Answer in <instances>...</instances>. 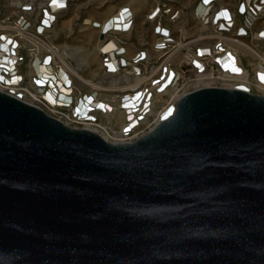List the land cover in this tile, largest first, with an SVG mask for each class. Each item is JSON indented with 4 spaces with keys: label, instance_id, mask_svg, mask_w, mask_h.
Here are the masks:
<instances>
[{
    "label": "water",
    "instance_id": "water-1",
    "mask_svg": "<svg viewBox=\"0 0 264 264\" xmlns=\"http://www.w3.org/2000/svg\"><path fill=\"white\" fill-rule=\"evenodd\" d=\"M0 264H264V96L200 88L111 143L0 92Z\"/></svg>",
    "mask_w": 264,
    "mask_h": 264
},
{
    "label": "built area",
    "instance_id": "built-area-1",
    "mask_svg": "<svg viewBox=\"0 0 264 264\" xmlns=\"http://www.w3.org/2000/svg\"><path fill=\"white\" fill-rule=\"evenodd\" d=\"M133 1L125 0L97 26L100 73L109 80L85 90L54 48L42 50L55 46L49 33L68 0L24 1L2 14L0 92L71 128H95L107 141L126 143L171 117L180 98L197 89L262 95L255 83L264 84V74L251 64L257 59L233 47L239 41L264 55V46L253 43L255 35L264 40V0H146L138 23ZM242 73L248 84L228 80ZM201 76L208 85L199 84Z\"/></svg>",
    "mask_w": 264,
    "mask_h": 264
},
{
    "label": "rangeland",
    "instance_id": "rangeland-1",
    "mask_svg": "<svg viewBox=\"0 0 264 264\" xmlns=\"http://www.w3.org/2000/svg\"><path fill=\"white\" fill-rule=\"evenodd\" d=\"M24 1L29 0H0V16L4 13L11 14L19 3ZM30 1L41 2L43 0ZM124 2L125 0H68L66 10L58 14L55 27L49 33V38L58 48L78 51L75 58H72L71 55L66 57L68 68L75 70L85 80L92 81V84H103L109 80L100 73V56L96 53L99 34L98 28L93 24L101 23ZM223 2L234 4L235 0H223ZM142 8L138 9L134 6L137 11V23L142 18V12H140ZM78 64L83 65L79 68ZM79 79V77L76 79L77 86L81 90H85L86 86Z\"/></svg>",
    "mask_w": 264,
    "mask_h": 264
},
{
    "label": "bare ground",
    "instance_id": "bare-ground-1",
    "mask_svg": "<svg viewBox=\"0 0 264 264\" xmlns=\"http://www.w3.org/2000/svg\"><path fill=\"white\" fill-rule=\"evenodd\" d=\"M112 15V14H111ZM115 16V15H114ZM117 17V15H116ZM104 21V20H103ZM94 27H97L99 24H93ZM116 29L120 28L119 25H115ZM255 38L254 39V45L257 46L255 48L259 49L260 47L264 46V40L262 41L261 38H259V36L255 35ZM260 41V42H259ZM55 46H42V50H48L50 51L52 48H54L56 51H55V54L57 55L58 59L60 60V62L62 63V65L67 68V70L69 69L68 68V64L66 63V57L68 55H71L72 58H75L76 57V54L78 51L76 50H72V49H69V48H58V46L56 44H54ZM234 49L233 50H239L241 51L244 55H247V56H250V57H253V58H256L257 59V63H253V61H251L252 63V67H253V70L255 73H259V74H264V55H258L257 53H255V49L254 48H251L249 46H246L244 43L242 42H239V41H234ZM98 49V48H97ZM254 51V52H252ZM257 54V55H256ZM127 57H130V53L128 52L127 54H125ZM83 64H78L79 68L82 66ZM101 66V62H100V58H99V67ZM78 68V67H77ZM71 71L72 74L76 75L77 77H79L80 81L86 86H93V87H101L100 84H92V81H88V80H85L82 76H79V73H77L75 70L73 69H69ZM93 73V72H92ZM229 79L228 80H235L236 82H239L241 83V85H244L245 83L248 84V80H246V75H244V73L242 74H239L238 76H235V77H228ZM206 79V76H201V77H198V81H199V84L200 85H203V86H206L208 85V83L205 81ZM226 80V81H228ZM256 88L259 89V93H261L263 96H264V84L262 83H259V82H256ZM126 87L122 88V91L125 90ZM241 89V88H240ZM93 130L92 131H95L96 133L99 134L98 130H96L95 128H92ZM117 137H120L118 135H115ZM102 137L104 139H107L105 136L102 135ZM108 140V139H107ZM110 140V139H109ZM111 143H126L124 141H121V140H116V141H109Z\"/></svg>",
    "mask_w": 264,
    "mask_h": 264
},
{
    "label": "crops",
    "instance_id": "crops-1",
    "mask_svg": "<svg viewBox=\"0 0 264 264\" xmlns=\"http://www.w3.org/2000/svg\"><path fill=\"white\" fill-rule=\"evenodd\" d=\"M144 2H146L145 0H134L133 1V4L134 6H136L138 9L142 8L143 7V4Z\"/></svg>",
    "mask_w": 264,
    "mask_h": 264
}]
</instances>
